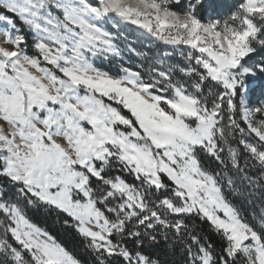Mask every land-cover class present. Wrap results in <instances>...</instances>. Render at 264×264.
Here are the masks:
<instances>
[{"label":"snow or ice","instance_id":"6c2138e0","mask_svg":"<svg viewBox=\"0 0 264 264\" xmlns=\"http://www.w3.org/2000/svg\"><path fill=\"white\" fill-rule=\"evenodd\" d=\"M258 50L264 0H0V264H264Z\"/></svg>","mask_w":264,"mask_h":264},{"label":"trees","instance_id":"16d2710c","mask_svg":"<svg viewBox=\"0 0 264 264\" xmlns=\"http://www.w3.org/2000/svg\"><path fill=\"white\" fill-rule=\"evenodd\" d=\"M227 2L234 3L235 0H227ZM123 36L125 39L121 41L122 46L124 44H128L132 48H135L137 51H144L150 56H157L164 52H170L172 53V55L169 58V63L174 65H183L185 63L183 56L180 55V50L174 49L173 46L164 45L158 41L147 38L144 35H139L129 29L123 34ZM126 57L128 58L129 63H125V66L135 68L138 64L141 63V58L136 57L133 53H127ZM176 75L177 77H179V73H177ZM241 154L243 156V150H241ZM129 179L131 180V177H129ZM244 215L249 221H251L252 216L250 211H246ZM33 219L34 222H40L39 219H37L36 217H33ZM191 224L195 225L202 235L207 236L209 239L213 240L214 243L220 242L219 237L212 232L207 222L201 221L198 218H194L191 221ZM41 226L48 227V225L44 224H42ZM49 230L52 231L53 235L57 236V238L61 240V242H63L65 246H67L71 251H73L80 259L85 261L91 259L90 254L85 252V250L83 249V241L78 236L74 234L70 236L66 235L65 231L63 229H60L58 226H51ZM164 248V242L161 241L160 248L157 249V252H160L161 249ZM171 259H173L174 261H178L180 257H171Z\"/></svg>","mask_w":264,"mask_h":264},{"label":"rangeland","instance_id":"374dc122","mask_svg":"<svg viewBox=\"0 0 264 264\" xmlns=\"http://www.w3.org/2000/svg\"><path fill=\"white\" fill-rule=\"evenodd\" d=\"M129 30H131V31H133V32H135V33H137V34H139V35H144V36H146L147 38H150V39H153V40H154V38H151V37L145 35L144 32H143L142 30H137L135 27L129 28ZM123 39H125L124 36H123ZM123 39H122V40H123ZM122 40H121V41H122ZM126 41H127V40H126ZM160 43H161V42H160ZM260 59H264V51H260V50H258L257 53L253 54V62L258 61V60H260ZM128 61H129L128 58L125 57V61H124V63H129ZM258 88H259V85L257 86V89H258Z\"/></svg>","mask_w":264,"mask_h":264}]
</instances>
